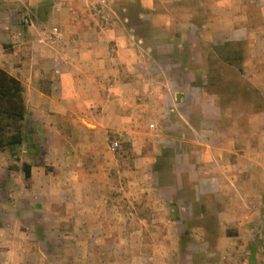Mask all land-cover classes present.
<instances>
[{
  "label": "rangeland",
  "instance_id": "rangeland-1",
  "mask_svg": "<svg viewBox=\"0 0 264 264\" xmlns=\"http://www.w3.org/2000/svg\"><path fill=\"white\" fill-rule=\"evenodd\" d=\"M16 1L40 38L59 14L76 12L82 27L131 35L123 42L141 53L157 49L164 72L170 60L198 69L211 118L196 138L180 118L171 127L165 108L157 128L145 121L154 134L146 143L156 149L137 152L118 137L97 136L102 163H69L73 153L52 150L66 137L36 134L39 120L29 114L28 144L47 156L30 163L35 178L26 183L19 169L30 160L27 144L19 161L0 153V264H264V33L253 34L260 47L225 41L223 16L208 0H154L150 10L128 0H75L71 8L68 0L59 12L48 0L32 8ZM190 107L187 121L196 127ZM198 140L204 146L192 145ZM184 163H205L204 177L187 178Z\"/></svg>",
  "mask_w": 264,
  "mask_h": 264
},
{
  "label": "crops",
  "instance_id": "crops-1",
  "mask_svg": "<svg viewBox=\"0 0 264 264\" xmlns=\"http://www.w3.org/2000/svg\"><path fill=\"white\" fill-rule=\"evenodd\" d=\"M20 1L32 8L42 0ZM128 2L127 6L134 8L150 10L156 6L154 0ZM69 5L73 8L76 1L71 0ZM207 5L216 7L217 15L223 16L220 23L224 25L221 29L226 34L225 41L245 40L248 48L250 44L260 47L255 45L258 42L253 34L264 33V0H208ZM74 13L62 12L55 17L57 26L53 27L59 29L62 39L52 43L49 38H40L32 22L22 23L21 18L27 12H19L16 0H0V67L20 80L27 116L39 120L36 134L66 137L63 147L56 149L53 144L52 150L73 153L68 157L69 163H102L96 154L97 136L118 137L137 152L156 149L155 143L153 147L146 143L154 134L146 131L145 121L157 128V114L166 108L171 127L173 120L179 124L180 118L198 138L202 132V128L198 130L199 123L203 125L211 118L206 115L204 92L196 79L198 69L182 68L170 60L168 71L164 72L155 58L157 49L152 54L150 48L141 53L135 43L131 46L123 42L133 36L82 27L80 22L84 19ZM190 105L197 111L196 127L187 121L194 115ZM187 109L191 111L185 114ZM194 142L192 145L204 146L200 140ZM164 145H158V150ZM27 146L26 156L30 160L24 161L43 163L41 155H47L42 154L40 145ZM107 157L111 159L109 153ZM184 166L188 171L185 176L190 180L204 177L205 163H184ZM33 170L31 165V180L35 178ZM11 184L6 175L4 187L8 189Z\"/></svg>",
  "mask_w": 264,
  "mask_h": 264
},
{
  "label": "trees",
  "instance_id": "trees-1",
  "mask_svg": "<svg viewBox=\"0 0 264 264\" xmlns=\"http://www.w3.org/2000/svg\"><path fill=\"white\" fill-rule=\"evenodd\" d=\"M237 57L234 58L237 61ZM24 88L19 79L0 67V153L19 161L17 152L28 144ZM11 170L17 167L10 166ZM24 181H31V164L22 162L20 169Z\"/></svg>",
  "mask_w": 264,
  "mask_h": 264
},
{
  "label": "built area",
  "instance_id": "built-area-1",
  "mask_svg": "<svg viewBox=\"0 0 264 264\" xmlns=\"http://www.w3.org/2000/svg\"><path fill=\"white\" fill-rule=\"evenodd\" d=\"M67 1L68 0H49V3L53 7V9L60 10L66 5ZM21 21L24 25H29L31 23L30 18L28 17L27 14H24L22 16ZM47 36L52 43L59 42L62 39V34L57 27L50 28ZM118 148H119V143L115 140L111 141L108 144V151L112 154L115 153L118 150Z\"/></svg>",
  "mask_w": 264,
  "mask_h": 264
}]
</instances>
